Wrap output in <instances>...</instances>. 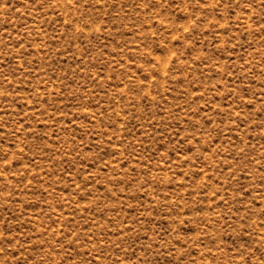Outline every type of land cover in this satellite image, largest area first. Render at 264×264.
Instances as JSON below:
<instances>
[{
    "label": "rangeland",
    "instance_id": "rangeland-1",
    "mask_svg": "<svg viewBox=\"0 0 264 264\" xmlns=\"http://www.w3.org/2000/svg\"><path fill=\"white\" fill-rule=\"evenodd\" d=\"M0 264H264V0H0Z\"/></svg>",
    "mask_w": 264,
    "mask_h": 264
}]
</instances>
